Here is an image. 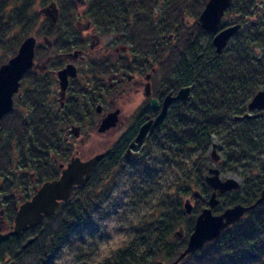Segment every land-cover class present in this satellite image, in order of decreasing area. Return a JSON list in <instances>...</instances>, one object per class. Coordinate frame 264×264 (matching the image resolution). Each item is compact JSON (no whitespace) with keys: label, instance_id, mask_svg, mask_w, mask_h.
<instances>
[{"label":"trees","instance_id":"obj_1","mask_svg":"<svg viewBox=\"0 0 264 264\" xmlns=\"http://www.w3.org/2000/svg\"><path fill=\"white\" fill-rule=\"evenodd\" d=\"M49 2L57 4V22L36 10L38 4ZM207 2L86 1L85 12L95 27L104 34L115 33L116 39L128 47L127 53L117 57L125 72L136 73L151 68L153 75L161 74L155 87L159 99L170 92L176 94L183 87L192 88L190 99L172 105L157 137L150 138L145 149L135 156L134 166L143 170L139 179L144 183L149 184V173H158L159 167L171 169L180 160L185 161L183 158L199 161L200 169L207 168L210 165L208 153L215 139L224 144L222 149L226 152L220 164L222 172L243 170L244 165L251 161L253 150L264 153V112L250 119L237 118L247 112L249 102L264 89V0H233L228 10L239 15L233 24L228 25L242 26L221 54L212 44L213 35L204 31L198 22ZM77 5L76 0H0V51H4L0 55V66L17 53L25 38L34 33L48 38L45 48L37 43L35 62L42 57L44 49L49 51L52 47L70 51L75 45H83L84 40L78 37L79 34L69 35L64 27L66 24L73 29ZM190 21H195L191 27L188 26ZM59 58L47 57L50 66L57 70L62 67ZM110 63L105 59L106 70L116 71L113 62ZM44 66L39 65L25 74L20 95L14 97L13 111L0 123V177L3 178L0 183V212L3 210L10 225L19 204L30 198L44 181L57 178L59 163L67 162L73 154V149L66 147L62 125L69 121L82 122L91 116L90 111L85 113L73 102L65 108H53L47 88L49 75L42 73ZM160 69L162 73H159ZM96 101L92 96V102ZM83 109L87 111L90 108L83 106ZM139 112L138 122L151 110L144 105ZM134 135L132 129L119 137L91 180L85 186L77 187L72 197L60 204L55 217L60 220L62 234H50L41 241L34 239L30 247L37 248L35 264H50L63 243L81 235L78 226L89 221L93 203L99 200V194L91 191L97 171L105 164L110 168L108 174L125 167L124 155ZM55 154L60 155L58 160ZM31 170L37 173L35 187L19 199L14 192L20 186L27 188L30 185L31 174L26 171ZM197 173H201L200 170ZM242 178L240 190L219 195L221 203L214 209L215 213L238 203L250 205L261 195L264 172L249 170L242 174ZM194 183L189 176L177 185L174 195H167L155 211L153 209L151 216L142 220L143 232L138 227L141 236L135 237L134 241L100 264L174 261L186 247L196 218L208 206L212 193L211 187L202 182V198L197 200L193 214L188 216L183 198L193 190ZM105 188L108 187L105 185ZM180 228L184 230V237L181 240L173 238ZM25 243L22 237H12L1 244L0 249L11 244L17 248L7 258L0 254V261L12 259L17 264V260L30 248H24ZM180 264H264V201L227 228L218 240L189 255Z\"/></svg>","mask_w":264,"mask_h":264},{"label":"rangeland","instance_id":"obj_2","mask_svg":"<svg viewBox=\"0 0 264 264\" xmlns=\"http://www.w3.org/2000/svg\"><path fill=\"white\" fill-rule=\"evenodd\" d=\"M85 1L86 0H77V3L80 5L76 7L77 13L74 21L75 23L72 26L73 29H70L66 24L64 27L69 35L77 33L79 34L78 37L80 36L82 39H85V37L87 39L90 38V43L88 47L84 48L83 53L86 55L91 53V56L74 61V64L78 67L79 76L77 80L71 82L69 90L62 100H60L61 96L59 95V91H61L59 82L52 73L53 70L57 69L50 66L47 57L60 55L61 58L59 59H61L62 66H65L68 60L63 56L67 53L77 51L79 45H75L70 51H63L52 47L49 51L44 49L41 54L42 57L40 56L41 58L36 61L38 65H46V67L42 69V73L49 75L50 83L47 88L50 91L49 100L54 109L65 108L70 102H73L81 107L85 113L91 112V116L82 122L69 121L62 125V136L66 139V147L77 150L79 156L84 159L93 156L97 152L107 150L116 139L134 128L139 108L144 106L147 102L143 93L146 83L152 82L154 89H156L155 87L159 84L158 80L161 78V74L157 75L158 73L156 74V71L154 73L157 76L155 74L153 75L151 68L142 72H133L131 75H135V82L125 84L122 93H119V91L122 90V85L116 87L118 90L114 87L113 82L117 81V78H114L115 73L111 70L108 72L106 70L107 64L105 66L103 63L105 59L109 60V64H111L110 61H112L115 65V70H120L121 65H119L117 54H125L128 50L123 51L125 47L121 45L123 43L120 42V40L116 39L117 36L115 33L99 34L101 39L100 45L95 49H90L92 33H79L77 30L81 29V27L78 26L79 22L85 25L89 21L88 17L83 13L86 8ZM49 4L50 2L46 5L38 4L36 10L43 13V10L46 9ZM238 15L239 14L234 10H227L223 19L222 28L229 26L228 24H233ZM193 24H195V21H190L188 26L191 27ZM33 35L37 37L38 44H40L42 48H45V42L48 41V38L37 35V33ZM3 53L4 51H0V55ZM47 65L49 66L47 67ZM159 73H162L161 69ZM147 75H150L149 80L146 79ZM29 85V81H27L26 87ZM92 96L97 99L95 103L92 102ZM111 100H114L122 109V120L124 122L118 128L106 134H99L95 130L96 128H93L95 123H98L99 119V115L96 113L95 109L101 104L105 112L112 110ZM60 101L63 102L64 107H61ZM83 106L90 109L85 111ZM80 113L84 114L82 111H80ZM79 126L81 127L79 137H75L73 133L70 135L67 134V132H72L71 130L73 127ZM155 134L151 136V139ZM157 134L155 135L156 137ZM149 142L154 143L151 141ZM215 143L217 144L216 153L220 156L221 164L224 161L226 153L224 149H222L224 148V144L218 139H215L214 144ZM212 152L213 148L211 147L208 153L210 165L207 166V168L202 167V169H200L199 161L183 158L185 161L180 160V164L178 163L171 169L166 168V170H164L159 167L158 173H149L148 176L150 181L147 179L149 184L144 183L143 179H139L141 171L143 170H139L134 166L135 157L132 158L126 168L123 167L121 170L112 174H108L110 168L105 164L100 171H97L95 180L92 183L91 191H96V193L99 194V200L97 203H93L88 215V230L77 236V239L72 241V243L70 242L62 249L59 248L56 254V260H52L50 264H100L104 259L112 256L117 250L126 247L129 243L134 241L135 237L141 236L140 233L143 232L142 220L147 216H151L153 209L155 211L160 201L166 199L167 195H174L178 187L177 185L182 184L183 180L188 179L189 176L194 179L195 183L192 188L193 190L183 199L184 201L190 199L195 206L197 200L193 198V192L195 190L201 192L202 182H205V175L208 173L207 169L209 167L220 168V164L212 159ZM54 157L58 160L60 155L55 154ZM244 166L245 168L239 170L237 173L232 171L221 172V177L223 179L236 177L243 183V173L249 170L257 173L264 172V153L259 150H253L251 152V161ZM174 168L176 169L174 170ZM198 170H200L201 173H197ZM33 171L34 170L29 172L26 171V173L31 174L29 179L30 185L27 188H25V186L17 188L14 192L15 197L19 198L21 195L33 191L35 181L37 180V173ZM201 176H203V180H201ZM2 179L3 178L0 177V183ZM150 182L151 186L149 187ZM105 185L108 188H105ZM0 197L2 198V196ZM59 222L60 220L57 217L47 218L39 227L31 231L28 237H34L41 241L50 234H62L63 228ZM138 227L142 229V232L138 230ZM148 240L149 239H146L145 242H148ZM16 248L17 246L12 244L4 246L0 249V254L7 258L9 253L16 250ZM36 249L37 248L30 247L25 254L17 260V264H35L33 252Z\"/></svg>","mask_w":264,"mask_h":264},{"label":"water","instance_id":"obj_3","mask_svg":"<svg viewBox=\"0 0 264 264\" xmlns=\"http://www.w3.org/2000/svg\"><path fill=\"white\" fill-rule=\"evenodd\" d=\"M233 0H208L202 10L198 22L201 28L212 34V44L218 54L223 53L230 41L241 29V24L229 25L222 28L223 19L227 10L231 7ZM43 13L52 17L57 22L59 10L56 2L50 3ZM38 39L35 35L25 38L20 44L17 53L6 63L0 66V123L14 109V96L20 95L21 81L25 74L38 67L35 65V53ZM60 85V100L65 97L69 87L70 78L77 75V68L74 64H68L63 69L55 72ZM147 80L150 75H147ZM147 96H151V85L146 84ZM192 95L191 87H183L176 94L168 93L162 104L158 115L144 123L130 143L126 157H129L132 150L140 149L150 132L161 128L168 116L169 110L176 101L187 102ZM62 102V101H61ZM63 103V102H62ZM160 102L153 98L151 108L159 110ZM249 112L264 111V89L255 94L248 104ZM102 105L97 106V113H101ZM120 109L105 113L96 125L99 134H106L119 127ZM246 118H251L252 114L247 113ZM72 133L79 136V127H73ZM217 144H213L212 159L218 163L220 156L216 153ZM67 162H60V174L57 178L44 181L36 192L27 200L22 202L16 211L13 224L0 231V245L12 237H23L32 228L40 226L47 218L57 215L62 202L68 201L77 187L85 186L91 179L99 164L106 158L105 151L97 152L86 159L79 156L77 150H73ZM206 184L213 189L208 206L202 209L196 218L194 230L188 238L186 247L179 253V256L171 262L157 260L154 264H180L186 257L205 248L209 243L218 240L223 232L230 226L238 223L250 210L256 208L264 201V189L256 201L250 205L242 203L235 204L224 209L220 213H215L214 209L220 205L219 195L240 190L242 183L236 177L223 179L221 170L218 167L209 169L205 177ZM200 191H194L193 198H200ZM184 209L188 216L194 211V205L190 199L184 203ZM184 237V230L180 228L173 234V238L181 240ZM34 239L30 238L24 244V248L31 245ZM0 264H16L14 260L0 261Z\"/></svg>","mask_w":264,"mask_h":264},{"label":"flooded vegetation","instance_id":"obj_4","mask_svg":"<svg viewBox=\"0 0 264 264\" xmlns=\"http://www.w3.org/2000/svg\"><path fill=\"white\" fill-rule=\"evenodd\" d=\"M77 1V0H76ZM87 1V0H86ZM85 1V2H86ZM80 5V4H79ZM86 5V4H85ZM84 6V5H83ZM84 13V15L85 16H87L88 17V15H87V13L86 12H83ZM46 15V14H45ZM46 16H48V15H46ZM76 16V15H75ZM50 17V16H49ZM58 17H59V14H58ZM78 17H79V15H78ZM76 18V17H75ZM58 20V19H57ZM88 23L87 24H85V25H82V23L81 22H79L78 23V26L79 27H81V29L79 30V29H77L78 30V32L80 33H82V32H89L88 34H91V44H90V49H95L97 46H99L100 44V36H99V34H103L100 30H98L96 27H95V25L93 24V22L88 18ZM75 23V22H74ZM82 39V38H81ZM83 40H85L84 41V43H83V45H79L78 47L79 48H77V51H75V52H73V53H67V54H65L63 57H65L68 61H67V63H66V65L65 66H62L61 68H59L58 70H60V69H63L64 67H66L68 64H74V61H77L78 59H83V58H87V57H89V56H91V53L89 54H85V53H83L84 52V48H86V47H88V45H89V43H90V38L89 39H87L86 37H85V39H83ZM80 41H82V40H80ZM123 47H125V49H123V51L124 50H128V47L126 46V45H123V44H121ZM118 51V50H117ZM123 53H125V52H123ZM122 53H120V54H117V56H119V55H121ZM60 56V55H59ZM48 60V59H47ZM37 64V63H36ZM35 64V65H36ZM75 65V64H74ZM44 67H46V65L44 66ZM75 67L77 68V75H76V77H74V78H70V83H69V87H70V84H71V82H73V81H75V80H77V78H78V76H79V70H78V67L75 65ZM35 69H37L38 67H34ZM57 70V71H58ZM57 71H55V72H57ZM113 73H115V76H114V78H117V81H115V82H113V84H114V87L116 88V87H118L119 85L121 86L122 85V90L121 91H119V93H122V91H123V89H124V85L125 84H127V83H134L135 82V75H131V73H127V72H125V70L123 69V66H121V68H120V70H116V71H113ZM54 75L56 76V78H57V80H58V77H57V75H56V73H54ZM152 79V78H151ZM58 82H59V80H58ZM148 83V82H147ZM146 83V84H147ZM150 83V85H151V92H152V95L151 96H147L146 94H147V92H146V85H145V87H144V89H143V93H144V97H145V99L147 100V102L145 103V105L146 106H148L149 107V109L151 110V112H149V113H147L146 115H145V117H144V119L143 120H141L140 122H138V120H137V117H138V115L140 114V109L142 108V107H140L139 108V111H138V113H137V116H136V122H135V125H134V128H132L133 129V131L135 132V135H134V137H133V139L131 140V142L135 139V137L137 136V134H138V132H139V129H140V127L144 124V123H146L147 121H149L150 119H153V118H155L157 115H158V113H159V111H160V109L162 108V104H163V100H164V98H165V96L162 98V99H159L158 97H157V94L155 93V89H154V85L152 84V82H149ZM69 87H68V89H67V91L69 90ZM117 89V88H116ZM118 90V89H117ZM60 93H61V91H59V95H60ZM67 93V92H66ZM153 98H156V99H158L159 100V102H160V105H159V110H153L152 108H151V102H152V99ZM60 105H61V107H64L63 106V103L60 101ZM111 105H112V110H110V111H108V112H105L104 111V107H103V105H102V111H101V113H97V107H96V113L99 115V119H98V122H99V120L101 119V117L105 114V113H109V112H111V111H114V110H116V109H120V115H119V126L124 122L123 120H122V109L120 108V106L116 103V102H114V100H111ZM170 111H171V108H170V110H169V113H170ZM264 111H253V112H249V110L247 109V112L244 114V115H241V116H237V118H246L245 117V115L247 114V113H251L252 114V117H256V116H259L260 114H262ZM168 113V114H169ZM168 117V116H167ZM251 117V118H252ZM246 119H250V118H246ZM166 120V119H165ZM95 124H97V123H95ZM93 128H95V125L93 126ZM79 129H81V127L79 126ZM131 129V130H132ZM131 130H129V131H131ZM160 129H158V130H156V131H154V132H150V133H148V135H147V137H146V139H145V142H144V144H143V146L140 148V149H138V150H132V152H131V154H130V156L129 157H126V154H127V150H128V148H129V145H130V143H129V145L127 146V149H126V152H125V155H124V158H125V161L127 162L126 164L128 165V163H130L131 162V160H132V158H134L138 153H140V152H142L144 149H145V147H146V145L148 144V140L151 138V136L153 135V134H157L158 133V131H159ZM128 131V132H129ZM128 132H126V133H128ZM125 133V134H126ZM67 134H72V132L71 133H69V132H67ZM74 134V133H73ZM124 134V135H125ZM155 134V135H156ZM75 135V134H74ZM154 135V136H155ZM75 137H79V136H76L75 135ZM66 140V139H65ZM117 140V139H116ZM115 140V141H116ZM113 145V143L111 144V146ZM110 146V147H111ZM110 147L107 149V150H105V153H107V151L110 149ZM212 148H213V146H212ZM218 164H220V160H219V162H218ZM127 165L124 167V168H126L127 167ZM211 167H209L208 169H207V171H209V169H210ZM219 168V167H218ZM220 170H221V168H220ZM221 172H222V170H221ZM208 174V173H207ZM205 177H206V175H205ZM205 183H206V181H205ZM242 183V182H241ZM243 184V183H242ZM196 191V190H195ZM197 191H199V190H197ZM211 191H213V189L211 188ZM233 191H238V190H233ZM200 194H201V192H200ZM202 198V195L200 196V198H198V199H201ZM19 199H21V197H19ZM29 199V198H28ZM198 199H195V200H198ZM27 200V199H26ZM25 201V200H24ZM24 201H22V202H24ZM21 202V201H20ZM21 202V203H22ZM20 203V204H21ZM19 204V205H20ZM9 223L6 221V219H5V217H4V213H3V210H1V212H0V231H2V229H6V228H8L9 227ZM12 225V224H11ZM89 226V221H87V223L85 224V225H83V226H78V228H79V231L81 232V234L83 233V232H85V231H87L88 230V227ZM39 227V226H38ZM37 228V227H36ZM36 228H32L29 232H27L22 238L24 239V240H26V242H27V240L28 239H30V238H32V239H35L34 237H28V234L31 232V231H33V230H35ZM34 242H35V240H34ZM33 242V243H34ZM33 243L31 244V245H33ZM31 245H29L28 247H30ZM60 249H62V247L60 248ZM58 253V252H57ZM56 253V254H57ZM52 260H56V255L55 256H53L52 258H51V260H50V262H52ZM2 262H4V261H8V260H1Z\"/></svg>","mask_w":264,"mask_h":264},{"label":"bare ground","instance_id":"obj_5","mask_svg":"<svg viewBox=\"0 0 264 264\" xmlns=\"http://www.w3.org/2000/svg\"><path fill=\"white\" fill-rule=\"evenodd\" d=\"M74 240H76V239H74ZM74 240H70V241H68V242H66V243H63L61 247L63 248L65 245H68L70 242L72 243V241H74ZM26 248H28V246H27ZM34 248H35V247H34ZM35 251H36V250H35ZM35 251L33 252L34 256H35V254H36ZM24 254H25V252H24Z\"/></svg>","mask_w":264,"mask_h":264}]
</instances>
